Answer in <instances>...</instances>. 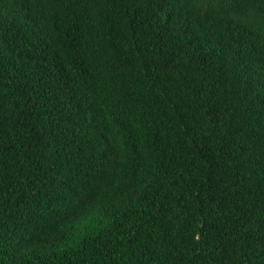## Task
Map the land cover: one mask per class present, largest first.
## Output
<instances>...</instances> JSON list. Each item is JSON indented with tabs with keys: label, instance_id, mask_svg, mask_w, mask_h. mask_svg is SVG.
Masks as SVG:
<instances>
[{
	"label": "trees",
	"instance_id": "trees-1",
	"mask_svg": "<svg viewBox=\"0 0 264 264\" xmlns=\"http://www.w3.org/2000/svg\"><path fill=\"white\" fill-rule=\"evenodd\" d=\"M0 264H264V0H0Z\"/></svg>",
	"mask_w": 264,
	"mask_h": 264
}]
</instances>
